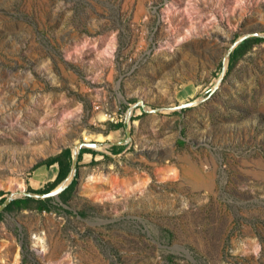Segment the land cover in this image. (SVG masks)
<instances>
[{
	"label": "rangeland",
	"instance_id": "1",
	"mask_svg": "<svg viewBox=\"0 0 264 264\" xmlns=\"http://www.w3.org/2000/svg\"><path fill=\"white\" fill-rule=\"evenodd\" d=\"M253 33L264 0H0V198L98 144L67 202L2 211L0 264H264Z\"/></svg>",
	"mask_w": 264,
	"mask_h": 264
},
{
	"label": "trees",
	"instance_id": "2",
	"mask_svg": "<svg viewBox=\"0 0 264 264\" xmlns=\"http://www.w3.org/2000/svg\"><path fill=\"white\" fill-rule=\"evenodd\" d=\"M263 37L260 36H251L243 41H241L230 53L229 55V64L232 66L233 62L242 54H244L246 51H248L251 46L255 43L260 42L263 40ZM119 126H123L122 122H118L114 125H111L112 128H117ZM122 146L120 145H114L111 147V150L114 153H118L121 151ZM85 152L89 153H96L95 150L87 147H83L80 149L78 160L82 158V154ZM56 163L58 166L57 173L55 178L52 181H48L45 183V185L42 188L39 189H32L29 188V191L38 192V193H46L50 190H52L54 187H56L62 180L66 178L70 171L71 166V149L70 148H64L62 149L58 154L55 156H51L48 159L41 161L35 165V167H38L40 165H46L50 166L52 164ZM76 184V176L72 179V181L69 183L67 187H65L58 195L59 200L62 202H67L68 199L71 196V193L74 189V186ZM53 197H47V198H32V197H20L13 199L3 210L9 211L13 208H36L38 210H49L51 208L50 201ZM4 201V198H0V203ZM2 217V211L0 212V219Z\"/></svg>",
	"mask_w": 264,
	"mask_h": 264
},
{
	"label": "water",
	"instance_id": "3",
	"mask_svg": "<svg viewBox=\"0 0 264 264\" xmlns=\"http://www.w3.org/2000/svg\"><path fill=\"white\" fill-rule=\"evenodd\" d=\"M251 36H260L259 33H253V34H245L242 35L241 37H239L238 39H236L233 44L231 45L229 51L227 52V56L230 55V53L232 52V50L244 39L251 37ZM222 75L219 77L218 82L221 80ZM190 105L192 103H186V104H181L177 107L181 108L184 105ZM83 147H87V148H96L98 147V144L96 143H89V142H83V143H78L74 146V148L71 150V166H70V171L68 173V175L66 176V178L64 180H62L56 187H54L52 190L46 192V193H38V192H33V191H20L18 193H12L10 194L8 197H6L4 199V201L0 204V212L3 211V209L13 200L16 198H20V197H32V198H47V197H54L56 199H59L58 195L59 193L69 185V183L72 181V179L75 176L76 173V168H77V163H78V156H79V152L80 149Z\"/></svg>",
	"mask_w": 264,
	"mask_h": 264
},
{
	"label": "crops",
	"instance_id": "4",
	"mask_svg": "<svg viewBox=\"0 0 264 264\" xmlns=\"http://www.w3.org/2000/svg\"><path fill=\"white\" fill-rule=\"evenodd\" d=\"M56 163H54V164H52V165H50V166H53V165H55ZM47 167V166H46ZM57 169H58V166H57V164H56V167H54V170H53V172L51 173V179L53 180L54 178H55V176H56V173H57ZM42 172V173H41ZM40 173L42 174V176H44L45 174H48V171H45V170H41L40 171ZM50 174V173H49Z\"/></svg>",
	"mask_w": 264,
	"mask_h": 264
}]
</instances>
